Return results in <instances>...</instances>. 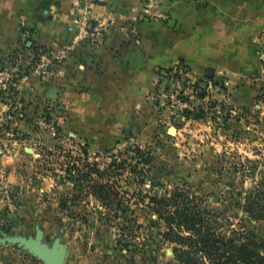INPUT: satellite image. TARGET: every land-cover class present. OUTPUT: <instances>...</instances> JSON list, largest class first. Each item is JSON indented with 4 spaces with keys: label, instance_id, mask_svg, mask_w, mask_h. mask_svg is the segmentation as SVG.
Instances as JSON below:
<instances>
[{
    "label": "rangeland",
    "instance_id": "obj_1",
    "mask_svg": "<svg viewBox=\"0 0 264 264\" xmlns=\"http://www.w3.org/2000/svg\"><path fill=\"white\" fill-rule=\"evenodd\" d=\"M263 47L264 31L260 56ZM209 78L215 87L210 100L187 120L171 114L148 139H124L96 154L60 122L62 107L54 100L27 109L23 95L4 106L0 236L35 235L38 225L49 242L61 233L65 264H183L149 197L170 196L177 187L203 197L220 213L222 230L232 234L245 213L229 204L230 196L264 183V89L247 105L237 94L249 80ZM101 184L104 192H118L116 207L98 194ZM246 227L264 238V220H247ZM0 264L46 263L17 244L0 243Z\"/></svg>",
    "mask_w": 264,
    "mask_h": 264
},
{
    "label": "crops",
    "instance_id": "obj_2",
    "mask_svg": "<svg viewBox=\"0 0 264 264\" xmlns=\"http://www.w3.org/2000/svg\"><path fill=\"white\" fill-rule=\"evenodd\" d=\"M140 1L99 0L94 13L115 17L127 29L106 41L82 42L56 80L44 84L32 75L26 82L27 109L54 100L62 107L60 122L89 154L124 139L146 140L160 122H170V108L154 97L162 66L182 61L201 77L212 70L213 77L249 80L237 94L247 105L264 89V0H160L165 17L150 22L137 19ZM75 29L69 0H0V63L58 51ZM54 86L56 99L49 96ZM4 106L0 100V111Z\"/></svg>",
    "mask_w": 264,
    "mask_h": 264
},
{
    "label": "built area",
    "instance_id": "obj_3",
    "mask_svg": "<svg viewBox=\"0 0 264 264\" xmlns=\"http://www.w3.org/2000/svg\"><path fill=\"white\" fill-rule=\"evenodd\" d=\"M99 0H69L75 16V35L58 51L39 50L27 63H0V100L7 107L18 103L24 93L26 82L32 75L46 84L56 80L64 72L66 59L82 42H100L108 40L113 33L127 29L112 16H97L93 6ZM165 17L160 0H141L137 10V19L150 22ZM27 43L32 44L31 33L25 31ZM264 62V47L261 52ZM214 84L209 77L198 76L186 62H177L158 69L157 89L154 97L171 110L173 120H187L197 111L199 103L210 100ZM219 108V106H217ZM220 109V108H219ZM50 125L55 127V121Z\"/></svg>",
    "mask_w": 264,
    "mask_h": 264
},
{
    "label": "trees",
    "instance_id": "obj_4",
    "mask_svg": "<svg viewBox=\"0 0 264 264\" xmlns=\"http://www.w3.org/2000/svg\"><path fill=\"white\" fill-rule=\"evenodd\" d=\"M99 186L98 194L114 207L118 192H104L106 186ZM149 197L155 212L167 223L169 230L163 236L179 245L174 253L183 264H264V238L246 227L247 220H264L263 182L230 196L229 204L245 213L240 216L238 227L229 229L232 234L222 230L220 213L205 205L203 197L195 193L177 187L170 196Z\"/></svg>",
    "mask_w": 264,
    "mask_h": 264
},
{
    "label": "water",
    "instance_id": "obj_5",
    "mask_svg": "<svg viewBox=\"0 0 264 264\" xmlns=\"http://www.w3.org/2000/svg\"><path fill=\"white\" fill-rule=\"evenodd\" d=\"M213 75L214 72L210 70L208 76L213 77ZM49 96L57 98L58 88L52 87ZM0 243L6 247L17 244L42 259L46 264H65L68 254V246L63 243L62 234L59 233L52 242H49L45 238L44 230L39 225L36 227L35 235H8L4 233L0 236Z\"/></svg>",
    "mask_w": 264,
    "mask_h": 264
}]
</instances>
